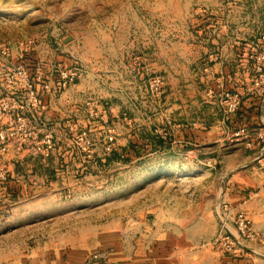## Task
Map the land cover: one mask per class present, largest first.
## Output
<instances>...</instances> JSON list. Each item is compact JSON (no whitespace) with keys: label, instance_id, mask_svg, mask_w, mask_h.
<instances>
[{"label":"rangeland","instance_id":"1","mask_svg":"<svg viewBox=\"0 0 264 264\" xmlns=\"http://www.w3.org/2000/svg\"><path fill=\"white\" fill-rule=\"evenodd\" d=\"M223 57L231 79L264 89V0H0V264L106 222L122 231L131 219L133 232L141 189L170 194L173 169L234 168L237 137L261 161L264 141L234 131L188 144L179 159L167 153L177 109L193 110L203 90L234 91L215 80ZM71 87L87 93L88 122L57 103ZM130 139L148 144L137 150ZM223 213L215 207L216 233L223 221L235 230ZM254 231L248 248L228 254L264 264V225ZM91 252L98 262L100 248Z\"/></svg>","mask_w":264,"mask_h":264},{"label":"crops","instance_id":"2","mask_svg":"<svg viewBox=\"0 0 264 264\" xmlns=\"http://www.w3.org/2000/svg\"><path fill=\"white\" fill-rule=\"evenodd\" d=\"M229 61V58L223 57L215 64L221 75L215 80H221L220 86L224 85L234 91L241 90L243 94L239 108L235 113L224 114V106L218 93L220 89L208 95L203 90V100L195 97L193 104L196 107L193 110L186 103L184 105L189 106L188 109L180 108L175 111L178 120L167 144L169 147H166L169 155L179 159L185 155L188 144L199 147L214 144L225 131L244 135L249 133L248 135L253 136L256 147L264 141V89H251V78L236 76V73L231 79L227 71ZM247 62L249 61L246 59L241 65ZM241 68L237 71L240 72ZM128 70L124 69L123 72ZM135 70L136 76L139 70ZM85 95L86 98H82L84 94L71 87L65 89L57 103L70 102L76 120L86 119L88 122L87 114H82L83 109L87 108L86 92ZM262 135V138L257 139ZM235 139L234 168L220 171L216 169L214 175L202 168L192 171L185 168L173 169L167 173L175 177L174 190L170 194L155 195L141 189L134 200L136 220L133 232L128 226V223L134 222L131 219L122 231H110L109 222H106L105 227L95 228V231L92 228L85 236L78 233L74 239L61 243L53 251L40 248L25 254L16 264H82L95 248L102 251L98 264H255L252 262L255 258H234L211 243H204L216 233L218 222L215 207H220L222 201L228 203L234 214L243 211L251 220L253 229H260L264 225V154L261 161H256L254 149L252 151L245 147L240 137ZM128 143H135L137 150L148 144L142 139H130ZM153 147L160 148L154 144ZM199 157L203 158L200 154ZM209 158L214 159L213 156ZM208 174L212 178L211 183H205L204 177ZM186 176H191L195 183H188L192 181H188ZM152 185L146 186L148 188ZM8 192L15 194L17 191L9 189ZM248 244L251 246L252 242ZM248 256L251 257L250 254Z\"/></svg>","mask_w":264,"mask_h":264},{"label":"built area","instance_id":"3","mask_svg":"<svg viewBox=\"0 0 264 264\" xmlns=\"http://www.w3.org/2000/svg\"><path fill=\"white\" fill-rule=\"evenodd\" d=\"M61 78L63 79V85H65V81L72 80L73 77L70 75L64 73L61 75ZM208 94H212L211 91H209ZM222 99V104L224 106V111L227 114L235 113L237 109L239 108L240 102H241V93L234 92V91H222L219 93ZM29 98H32L36 100L37 94L33 90L28 91ZM89 104V102H86ZM234 134H239V132H236ZM263 135L261 136V138ZM261 152L258 154V158H261L264 154V144L261 147ZM261 156V157H260ZM262 159V158H261ZM220 207H222L224 211V216H230L233 220L235 230H231L225 223V221L222 222L221 227L218 229L217 233L215 234L214 238L211 241V244L215 247L219 248L221 251L227 252V253H238L240 248H248L247 245L244 243L245 239H252L254 237L259 236V234L255 233L254 229L252 228L251 220L245 215L243 211H238L235 214L231 212V209L229 208V205L226 201H222ZM219 212L218 216L220 220H222V215ZM262 238H264V233H262ZM98 255H90L86 261L82 264H98L97 258Z\"/></svg>","mask_w":264,"mask_h":264}]
</instances>
